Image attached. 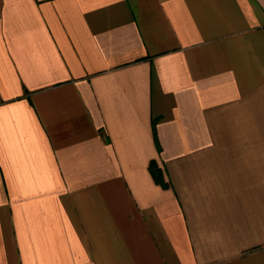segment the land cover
Returning a JSON list of instances; mask_svg holds the SVG:
<instances>
[{"label": "crops", "instance_id": "1", "mask_svg": "<svg viewBox=\"0 0 264 264\" xmlns=\"http://www.w3.org/2000/svg\"><path fill=\"white\" fill-rule=\"evenodd\" d=\"M0 264H264V0H0Z\"/></svg>", "mask_w": 264, "mask_h": 264}, {"label": "trees", "instance_id": "2", "mask_svg": "<svg viewBox=\"0 0 264 264\" xmlns=\"http://www.w3.org/2000/svg\"><path fill=\"white\" fill-rule=\"evenodd\" d=\"M155 146H156V148H158L157 145H156V142H155ZM148 168H149L150 173H151V174L153 175V177L155 178V181L160 182V180L155 176V174H156V173H159V171H158L157 169H155V164H154L153 161H149V163H148ZM160 183H161V182H160Z\"/></svg>", "mask_w": 264, "mask_h": 264}]
</instances>
